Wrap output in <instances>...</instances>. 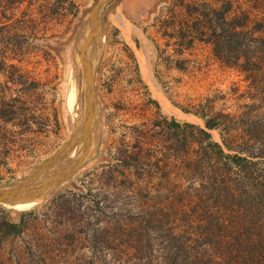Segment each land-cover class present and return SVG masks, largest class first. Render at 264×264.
<instances>
[{
	"label": "rangeland",
	"instance_id": "obj_1",
	"mask_svg": "<svg viewBox=\"0 0 264 264\" xmlns=\"http://www.w3.org/2000/svg\"><path fill=\"white\" fill-rule=\"evenodd\" d=\"M99 1L0 0V183L71 136L75 41ZM214 9L246 19L247 40L259 35L264 0H119L109 10L99 150L44 199L0 204V219H24L21 232L0 231V264H165L193 249L249 264L264 247V73L201 42L211 23L227 27ZM207 118L212 139L246 160L210 144L198 128Z\"/></svg>",
	"mask_w": 264,
	"mask_h": 264
},
{
	"label": "water",
	"instance_id": "obj_2",
	"mask_svg": "<svg viewBox=\"0 0 264 264\" xmlns=\"http://www.w3.org/2000/svg\"><path fill=\"white\" fill-rule=\"evenodd\" d=\"M118 1L119 0H100L93 7L89 17L82 25L75 41V55L77 54L78 49L80 51L79 64H77L80 67L79 78L83 85L82 89L85 100L83 103V108H85L83 116L78 118L75 124H73L72 134L69 139H67L51 156L33 168L26 176L14 179L10 182L0 183V203L7 204L13 201L26 199L38 190L49 186L52 177L51 174L64 162L67 155L71 153L79 143L81 144V150H84V147L87 145L84 144L85 139L91 135L94 124L96 123L98 125L100 145L103 127L102 108L95 88V76L99 56L97 58L93 54V50L95 51V43L99 42V39L101 38L105 16ZM96 44L98 46V43ZM81 152L83 151H80V153ZM86 162L87 160L74 171L61 176L59 179H54L53 182L55 181L56 184L50 191L36 195L34 196L35 198L32 197V200L44 199L47 197L60 184L69 179Z\"/></svg>",
	"mask_w": 264,
	"mask_h": 264
},
{
	"label": "trees",
	"instance_id": "obj_3",
	"mask_svg": "<svg viewBox=\"0 0 264 264\" xmlns=\"http://www.w3.org/2000/svg\"><path fill=\"white\" fill-rule=\"evenodd\" d=\"M214 12L217 15L218 21L227 24V27L224 26L222 31H219V27L214 22L210 25L211 33L207 40L213 43L215 53L222 57L227 65L236 66L242 71L250 72L251 76H257V74L262 72L264 73V19L259 18L256 26L253 28V31H256L259 35H255L253 39L247 40L246 26L248 23L245 21L246 19L240 20L237 16L229 18L228 9L226 11L214 9ZM245 17L248 18V15ZM222 52H228V55H223ZM171 125L176 129H184L183 124L178 121H172ZM216 127H218V125L215 123L214 118L206 119V127L198 126L208 137L210 144L219 150V153L228 157L234 156L239 162L246 160L247 155L226 153L223 144L212 139V133L209 129ZM226 146L231 148L228 142ZM262 150L264 151V147H261V151ZM261 194H264V189H262ZM23 223V217L18 219V221H14L9 217H4L0 219V231L6 230L7 232H11L15 230L16 232H21ZM1 242L2 239H0V243ZM236 257L238 258L237 255ZM231 260H227L224 253H222V255L218 252L209 254L207 249H193L189 251L188 259L185 262L177 258L173 261L165 262V264H239L237 260H235V263H233V261L230 262ZM246 260L249 264H264V247L251 252Z\"/></svg>",
	"mask_w": 264,
	"mask_h": 264
},
{
	"label": "bare ground",
	"instance_id": "obj_4",
	"mask_svg": "<svg viewBox=\"0 0 264 264\" xmlns=\"http://www.w3.org/2000/svg\"><path fill=\"white\" fill-rule=\"evenodd\" d=\"M119 10L118 8L115 9V12L113 13L114 17L118 18ZM90 39V38H89ZM99 43V42H96ZM96 45L95 51L93 50V54L98 58L99 55V47ZM97 50V51H96ZM79 49L77 54L75 55V60L77 61L75 63V74H76V82L74 83V86L70 92L69 95V104H70V109L72 111V116L74 118V124L80 118L83 116L85 108H83V103H84V95H83V89H82V83L80 80V67H79ZM151 53V52H150ZM143 59V65L146 73H148V66H147V58H145V55L141 54L140 56ZM78 63V64H77ZM90 135V134H89ZM84 144L86 145L84 147V150H81V144L79 143L75 149L67 155V158H65L64 162L56 168L53 173L51 174V180H50V185L46 186L37 192L33 193L31 196H29L26 199H21L17 201H13L11 203H7L10 206H23L25 203H28L32 197L36 195H40L42 193H45L49 191L56 183L55 181L53 182L54 179H59L61 176H64L65 174H68L72 171H74L81 163L86 161L87 159L91 158L97 153L98 147H99V136H98V125L97 123L94 124V127L92 129L91 135L88 136L85 139ZM80 151H83L80 153ZM54 175V176H53Z\"/></svg>",
	"mask_w": 264,
	"mask_h": 264
},
{
	"label": "crops",
	"instance_id": "obj_5",
	"mask_svg": "<svg viewBox=\"0 0 264 264\" xmlns=\"http://www.w3.org/2000/svg\"><path fill=\"white\" fill-rule=\"evenodd\" d=\"M186 7H188V5ZM189 11H190L191 14L194 13L192 10H189ZM201 42H203V43H211L206 38L201 39ZM157 97L159 98L160 101H162L163 103H166V98L164 97L163 93H161ZM183 116H185V115H183Z\"/></svg>",
	"mask_w": 264,
	"mask_h": 264
}]
</instances>
